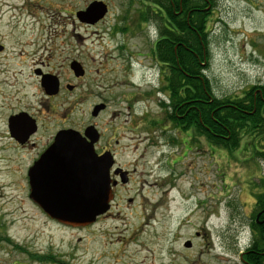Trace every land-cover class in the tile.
Wrapping results in <instances>:
<instances>
[{"label":"rangeland","instance_id":"obj_1","mask_svg":"<svg viewBox=\"0 0 264 264\" xmlns=\"http://www.w3.org/2000/svg\"><path fill=\"white\" fill-rule=\"evenodd\" d=\"M93 1L0 0V264H245L255 194L264 191L257 187L264 157L256 153L264 142L245 135L229 152L193 132L173 144V127L144 126L146 113L164 117L166 100L162 92L140 96L158 83L157 67L142 57L159 34L153 21L139 22L149 3L97 0L108 6L106 16L80 22L76 13ZM209 18L205 73L214 94L242 96L264 84V0H213ZM73 61L83 79L72 73ZM36 69L59 75L64 92L45 96ZM101 102L108 106L94 118ZM20 110L39 112L38 143L62 126L83 133L93 125L99 148L114 145L132 180L94 224L59 223L31 201L34 154L8 134L9 115Z\"/></svg>","mask_w":264,"mask_h":264},{"label":"trees","instance_id":"obj_2","mask_svg":"<svg viewBox=\"0 0 264 264\" xmlns=\"http://www.w3.org/2000/svg\"><path fill=\"white\" fill-rule=\"evenodd\" d=\"M147 1L139 22L156 24L161 37L159 58L162 63H170L166 87L171 91L173 108L168 119L175 126L184 123L178 115L190 109L187 129L191 124L195 135L229 152L240 147L245 135L264 142V84L250 86L242 96L217 97L205 73L211 58L208 23L213 0H184L182 4L176 0L175 9L170 0ZM171 45L177 47L176 51ZM170 139L177 144L176 137ZM256 153L264 157V151ZM257 187L264 190V177ZM255 199L256 210L250 226L253 240L242 253L245 264H264V191L255 194ZM258 212L263 223L256 221Z\"/></svg>","mask_w":264,"mask_h":264},{"label":"water","instance_id":"obj_3","mask_svg":"<svg viewBox=\"0 0 264 264\" xmlns=\"http://www.w3.org/2000/svg\"><path fill=\"white\" fill-rule=\"evenodd\" d=\"M107 12L108 6L95 0L85 10L78 11L76 17L80 22L95 24ZM71 68L77 76L84 74L79 62H72ZM45 80L47 78L43 79L47 93H56L58 80L51 78L49 85ZM104 108V104H98L92 114L97 115ZM14 119H18L17 116H13L10 123ZM99 138L100 133L93 125L88 126L84 133L74 129L61 130L52 146L31 168L30 197L51 219L85 227L94 224L98 217L110 210L115 184L111 178V168L115 160L111 152L101 155L96 152L95 144ZM127 180V172H123L122 181ZM184 246L190 248L192 241L187 240Z\"/></svg>","mask_w":264,"mask_h":264},{"label":"flooded vegetation","instance_id":"obj_4","mask_svg":"<svg viewBox=\"0 0 264 264\" xmlns=\"http://www.w3.org/2000/svg\"><path fill=\"white\" fill-rule=\"evenodd\" d=\"M184 0H178V2L180 4L183 3ZM170 2L174 5V9H175V3L177 2L176 0H170ZM156 12V11H155ZM159 12V11H158ZM170 26H168L169 28ZM166 37V36H165ZM161 39L160 34H158V38L153 39L152 44H149L148 47V51L146 55H142L143 58H147V60L150 61L151 67H157V84H154V81H150L149 82V90L147 91V93L145 94H140V96L142 98L146 97V98H150V97H154L156 94H160L161 92L166 96V100L161 101L160 105L163 107L162 110L164 111V117L161 118H156V119H152L150 118V113H146L145 118H146V123H144L143 125L148 127L149 129H154L155 127L158 128H162V129H166V127L171 126L173 127L176 132L179 133V135H177V139H182V142L189 137L190 134H192V126L191 124L189 125L188 129H187V113L190 111V109H187L185 114H180L178 115V117H180V121L184 120V123H181L177 126H175V123L172 122L170 119H168V114H171L172 108H171V91L166 87L167 84V77L168 75H170V63H162L160 60V56H159V45H158V41ZM170 47V45L168 46ZM172 50L176 51V46L171 45ZM166 49V48H165ZM73 62H78V61H73ZM174 66V65H172ZM71 68V65H70ZM84 74L81 76H77L74 72V70L71 68L72 73L74 74L75 78L77 79H83L85 77V70L82 67ZM36 75L39 77L40 79V86L45 94V96H47L48 98H54L57 96H60L63 92H64V87H63V80L60 78L59 75H57L56 73L50 71H42L41 69H36L35 70ZM47 78V80H45V82L49 85V83L51 84V78H56V80H58V91L56 93L53 94H48L47 90L43 84V79ZM65 88L67 89V91H74L75 90V86L74 85H70V84H65ZM156 88V89H155ZM98 104H104L105 108L103 110H101L97 115H93V109L96 105ZM95 104L91 115L94 118L99 117L100 113H102L106 108H107V104L104 102ZM164 104V105H163ZM166 104H169V106H165ZM175 114L179 113L178 111H174ZM13 116H17L18 119H14L11 123H10V119ZM39 112H37L36 114L30 113L29 111L26 110H20L17 111L15 113H11L9 115L8 118V134H9V138L11 140V142L18 148L21 149H29V151L31 150V153L34 154V158L31 162V164L28 166L27 168V180H28V188H29V197L31 194V183H30V176H29V172L31 170V168L35 165V163L39 160V158L52 146V144L54 143L55 140V136L57 135V133L61 130H67V129H74L72 126H62L59 129L56 130L55 134L53 137H51V139L45 141V142H41L38 143V141H36L34 139V137L39 133V131L41 130V128L43 127L40 119H39ZM12 126V127H11ZM91 126V125H88ZM87 126V127H88ZM86 127V128H87ZM12 128V130H11ZM83 130V133L85 132V129ZM13 131V132H12ZM33 131V132H31ZM31 132V133H30ZM30 133V134H29ZM101 139H102V135L100 133V138L99 141L95 144V150L96 152L101 155L105 152H111L112 156L114 157V164L111 168V178L112 180L115 182V184L113 185V194H114V200L117 199L119 197V191H121V189L126 188L132 178L131 175L132 173L125 169L123 166H121L119 163H117V159H116V153H115V149H114V145L111 144H107V145H103L101 148L98 147V145L101 143ZM115 144H118V141L115 142ZM123 172H127V182H123L122 181V174ZM31 201H33V203L39 207L40 210H42L44 212V210L36 203L34 202V200L30 197ZM133 199H130L129 201L132 202ZM112 202V203H113ZM112 206V204H111ZM256 221L257 222H261L259 219L261 218V212H258L255 216ZM54 221H57L55 219H52ZM251 223H252V219ZM58 222V221H57ZM60 223V222H59ZM263 223V221L261 222ZM251 226V224H250Z\"/></svg>","mask_w":264,"mask_h":264}]
</instances>
